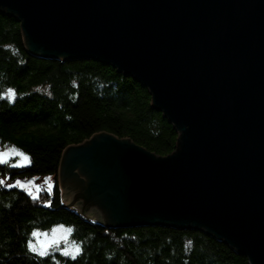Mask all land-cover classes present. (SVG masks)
<instances>
[{
  "label": "water",
  "instance_id": "95a60500",
  "mask_svg": "<svg viewBox=\"0 0 264 264\" xmlns=\"http://www.w3.org/2000/svg\"><path fill=\"white\" fill-rule=\"evenodd\" d=\"M3 13L32 54L142 83L181 133L165 157L108 132L69 146L63 190L108 228L202 230L264 264V0H0Z\"/></svg>",
  "mask_w": 264,
  "mask_h": 264
},
{
  "label": "trees",
  "instance_id": "16d2710c",
  "mask_svg": "<svg viewBox=\"0 0 264 264\" xmlns=\"http://www.w3.org/2000/svg\"><path fill=\"white\" fill-rule=\"evenodd\" d=\"M15 90L14 99L4 94ZM0 147L14 145L30 162L0 164V264H250L227 243L197 229L164 225L108 228L63 201L55 188L66 148L108 132L165 157L179 132L152 106L149 89L104 61L48 59L32 54L20 22L0 14ZM26 183L18 186L16 181ZM42 184V183H41ZM40 184V185H41ZM34 197H38L34 199ZM72 228L76 259L32 252L34 230Z\"/></svg>",
  "mask_w": 264,
  "mask_h": 264
},
{
  "label": "snow or ice",
  "instance_id": "6c2138e0",
  "mask_svg": "<svg viewBox=\"0 0 264 264\" xmlns=\"http://www.w3.org/2000/svg\"><path fill=\"white\" fill-rule=\"evenodd\" d=\"M6 97L10 99H14L16 96L15 90L12 88H8L6 93L4 94ZM4 97H0L2 99ZM13 157H21V161L11 164L10 167H23V161L30 162V157H28L23 151L16 148L14 145H4L0 148V164H8L9 161ZM50 179V178H49ZM4 180L0 179V184H3ZM26 183L30 184L32 182H22L20 180L16 181V184L21 187H25ZM39 190V189H38ZM38 197H34L36 199ZM73 231L72 228L65 229L64 225H57L55 228L51 230V234L49 233H41L39 230H34L32 232L33 237L43 236L44 239H38V245L33 243L31 240L28 241L27 247L34 253H38L40 256H46L48 254L49 249L54 246H57L61 240L67 241V235ZM62 255L71 256L72 259H76V255L81 251L80 246L73 242L72 245L65 247L61 250Z\"/></svg>",
  "mask_w": 264,
  "mask_h": 264
},
{
  "label": "rangeland",
  "instance_id": "374dc122",
  "mask_svg": "<svg viewBox=\"0 0 264 264\" xmlns=\"http://www.w3.org/2000/svg\"><path fill=\"white\" fill-rule=\"evenodd\" d=\"M99 133H102V132H99ZM99 133H96V134H99ZM88 140H90V138L87 139V141H88ZM83 143H84V142H83ZM2 147H3V146H2ZM2 147H0V148H2ZM21 159H22L21 157H13V158L9 161V164L11 165V164H14V163L20 162ZM25 162H26V161H23V163H25ZM56 179H57V181H58V185H59L60 188H61V191H62V194H63L62 197H64V198H63V201H64L65 203L69 204V205H70L72 208H74L75 210H78L79 212L83 213L86 217H89L90 219H94L95 221H98L99 223H101V224H103V225H104V224H107L106 216L98 219V211H86L85 204H84V200L82 199V200H78V201H76L77 198H78V196H79V194H80V190H78V189H76V188H74V187H69V188L63 190L62 171H61V170L58 172V176H57V178L52 177V178H50V179H48V180H45V181H43V182H40V183H39V186H40V187L37 188V189L34 191V193H35V194H39L41 191H45V190H47V189H46L47 186H48L49 188H51V189L55 188L54 185H55ZM41 183H42V184H41ZM40 184H41V185H40ZM38 189H39V190H38ZM55 227H56V226H55ZM55 227H53V228H55ZM53 228H52V229H53ZM52 229H51V230H52ZM65 229H67L66 226H65ZM51 230H49V231H39V232H41V233H49V234H51ZM38 239H39V240H42V239H44V237H43V236H40L39 238H38V237H34V239H33V243H36V244L38 245ZM72 244H73V241H72V239H71V233H69V234L67 235V241L61 240L57 246H54V247H52L51 249H49L48 254H49V253H52V252H54V251H60V252H62V251H61L62 249H64L65 247H68V246H70V245H72Z\"/></svg>",
  "mask_w": 264,
  "mask_h": 264
},
{
  "label": "bare ground",
  "instance_id": "6f19581e",
  "mask_svg": "<svg viewBox=\"0 0 264 264\" xmlns=\"http://www.w3.org/2000/svg\"><path fill=\"white\" fill-rule=\"evenodd\" d=\"M173 124V123H172ZM174 125V124H173ZM174 128H175V125H174ZM176 129V128H175ZM177 130V129H176ZM178 131V130H177ZM179 132V131H178ZM179 135L181 136V133L179 132ZM173 154V153H172Z\"/></svg>",
  "mask_w": 264,
  "mask_h": 264
}]
</instances>
